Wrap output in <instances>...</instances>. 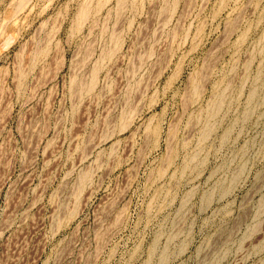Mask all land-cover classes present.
Wrapping results in <instances>:
<instances>
[{
    "label": "rangeland",
    "instance_id": "1",
    "mask_svg": "<svg viewBox=\"0 0 264 264\" xmlns=\"http://www.w3.org/2000/svg\"><path fill=\"white\" fill-rule=\"evenodd\" d=\"M0 245L264 264V0H0Z\"/></svg>",
    "mask_w": 264,
    "mask_h": 264
},
{
    "label": "built area",
    "instance_id": "2",
    "mask_svg": "<svg viewBox=\"0 0 264 264\" xmlns=\"http://www.w3.org/2000/svg\"><path fill=\"white\" fill-rule=\"evenodd\" d=\"M2 247L3 246L0 245V264H20L18 257H10V256L4 255L1 252Z\"/></svg>",
    "mask_w": 264,
    "mask_h": 264
},
{
    "label": "bare ground",
    "instance_id": "3",
    "mask_svg": "<svg viewBox=\"0 0 264 264\" xmlns=\"http://www.w3.org/2000/svg\"><path fill=\"white\" fill-rule=\"evenodd\" d=\"M21 5V4H20ZM16 8H18V6L16 7ZM196 87V86H195ZM212 106H215V105H212ZM214 108V107H213ZM213 108H212V110H213ZM215 108H217L216 106H215ZM213 113V112H212Z\"/></svg>",
    "mask_w": 264,
    "mask_h": 264
}]
</instances>
